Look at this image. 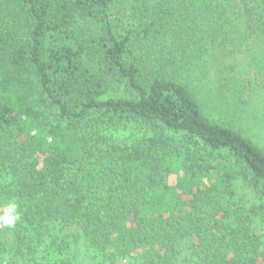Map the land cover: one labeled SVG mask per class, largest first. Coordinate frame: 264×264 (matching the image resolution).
I'll list each match as a JSON object with an SVG mask.
<instances>
[{"label":"trees","instance_id":"1","mask_svg":"<svg viewBox=\"0 0 264 264\" xmlns=\"http://www.w3.org/2000/svg\"><path fill=\"white\" fill-rule=\"evenodd\" d=\"M256 45L264 70V0H0L10 264H264L235 200L241 180L264 195V148L232 121L257 86L230 75ZM212 75L230 122L198 91Z\"/></svg>","mask_w":264,"mask_h":264},{"label":"rangeland","instance_id":"2","mask_svg":"<svg viewBox=\"0 0 264 264\" xmlns=\"http://www.w3.org/2000/svg\"><path fill=\"white\" fill-rule=\"evenodd\" d=\"M253 50L243 52L236 56V69L230 75L237 76V79L242 80L246 84H250V79H252L257 86L255 89H246L245 97L251 102L245 112L244 118H235L233 121V126L242 131L251 141L255 144L264 148V70L259 66L261 61L254 60V55L262 57V52L260 51V46L256 45ZM261 70V71H260ZM216 80L215 84H210L208 81L197 82V87L199 88V93L201 94L202 100L207 103V112L211 117L222 121L228 122L225 117L227 115V104L224 105V97L220 96L217 92L216 97L214 94L213 87L217 90L219 89V82L216 79V75H212ZM226 84H229L225 80ZM259 86V87H258ZM230 122V121H229ZM232 123V122H231ZM143 134V131L138 129H133L129 126L118 127L117 130L113 131L111 139L119 141L122 143L130 144L134 138ZM237 190L235 194V200L242 204L246 209L250 211L252 218V226L254 232H256L264 242V195H261L257 189L250 186L246 181L241 180L237 184ZM7 204L0 201V213L3 212L4 207ZM62 229V232L70 233L73 228L68 227ZM11 228L0 223V254L3 255V261L1 264H10L11 258H9V250L11 244L13 243V237L11 233ZM55 234V230L52 229ZM83 253H85L86 248L82 246ZM82 253V254H83Z\"/></svg>","mask_w":264,"mask_h":264},{"label":"clouds","instance_id":"3","mask_svg":"<svg viewBox=\"0 0 264 264\" xmlns=\"http://www.w3.org/2000/svg\"><path fill=\"white\" fill-rule=\"evenodd\" d=\"M20 218L18 206L15 202H9L0 213V223L8 227L15 225L16 221Z\"/></svg>","mask_w":264,"mask_h":264}]
</instances>
